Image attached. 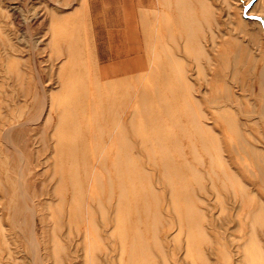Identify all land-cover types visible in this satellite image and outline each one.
Returning <instances> with one entry per match:
<instances>
[{"label":"rangeland","instance_id":"rangeland-1","mask_svg":"<svg viewBox=\"0 0 264 264\" xmlns=\"http://www.w3.org/2000/svg\"><path fill=\"white\" fill-rule=\"evenodd\" d=\"M199 1L209 7L207 22ZM180 13L200 23L196 42L203 54L183 45ZM263 35L264 0H0V264H116L120 256L122 264L133 256L140 264H243L242 251L250 264H264V223L246 218L239 189L245 187L251 199L245 210L264 214V173L260 181L242 154L221 153L239 181L224 182L225 188L216 180L221 158L213 146L207 152L195 146L202 163L184 156L195 169L210 172L196 184L182 174L194 194L190 209L203 214V236L189 232L196 250L188 255L178 218L187 204L181 198L171 202L160 183L161 167L149 166L162 158L181 162L180 154L196 145L186 118L191 99L199 105L194 113L201 109L206 117L197 119L210 125L222 147L236 144L218 119L225 112L264 155L258 91L247 70L248 59L258 61L264 51ZM141 40L146 72L98 80L95 63L103 70L116 66L118 52L122 61L130 58L126 51ZM237 43L240 57L247 50L244 64L231 57ZM214 53L229 59L226 70L214 62ZM155 89L166 101L157 102V93L144 101L142 90ZM118 121L132 122L137 139L128 141L147 148L141 156L132 153L138 166L131 174L114 173L123 164L114 157L117 143H110ZM163 142L167 150L159 147ZM178 179L171 173L172 182ZM30 231L33 249L26 243ZM237 242L245 245L239 253Z\"/></svg>","mask_w":264,"mask_h":264},{"label":"bare ground","instance_id":"bare-ground-1","mask_svg":"<svg viewBox=\"0 0 264 264\" xmlns=\"http://www.w3.org/2000/svg\"><path fill=\"white\" fill-rule=\"evenodd\" d=\"M175 2V0H174ZM189 2V1H188ZM197 3V2H196ZM200 3V7H201V13L203 15V18H204V22H207V18L209 17L210 15V10H209V7L207 9V4L201 1H199ZM197 3V6H199ZM189 4V3H188ZM174 5H177V4H174ZM82 6V5H81ZM190 6V5H189ZM188 6V7H189ZM186 8V6L184 7ZM199 8V7H198ZM200 10V9H199ZM188 11V10H187ZM190 11V10H189ZM188 11V12H189ZM177 13V12H176ZM199 13V12H197ZM179 15L178 17V21L180 22V25L182 26L181 29L182 31L185 33L183 35H185V44L183 42V45L186 47V44H187V47L188 48H191V52L192 54H195V55H198V54H203V49L202 47H200L198 45V43L196 42V37H197V34H198V30H199V22H197L194 17L188 15V18L184 17L182 15V13L180 14H177ZM185 15H187L185 13ZM248 16V15H247ZM250 17V15H249ZM257 19V18H256ZM228 20V19H227ZM258 20V19H257ZM229 22V21H228ZM178 25V26H180ZM206 29V28H205ZM209 31V30H208ZM207 31V32H208ZM210 32V31H209ZM208 32V33H209ZM263 33V32H262ZM141 39H144L141 37ZM263 39H264V35H263ZM183 40V41H184ZM142 41V45H143V40ZM238 44H236L235 46V49H236V54H233V56L231 55L232 59H233V62H238V59L241 58L243 60V64L245 62H247V58H248V54H247V50L245 49L242 53H241V57L238 55V52L239 51V48H238ZM213 45V44H212ZM175 50V49H174ZM185 50V49H184ZM68 54H72L71 52V49L68 48ZM147 52V51H146ZM185 52V51H184ZM145 53V52H144ZM186 53V52H185ZM187 55V53H186ZM217 53L215 54L214 53V58H212L214 60V62H221L222 63V67L224 68V70L227 69V64L229 63V59L227 57H225L223 54H218L217 56ZM261 57H259L260 59L255 60L256 58H253V57H250L248 60V72L251 74V77H254V83L257 87V91H258V97H257V102H258V106L256 108L257 112H256V117L257 119H259L260 123H261V126H262V138H263V141H264V51L263 53H260ZM207 56V55H206ZM197 57V56H196ZM195 57V59H196ZM208 57V56H207ZM175 59V58H174ZM174 59H172V57L170 58L169 62H168V68L169 69H172L173 73L171 74H174L175 72L174 71H177L176 68H174V64H175V61ZM232 59L230 58V61L232 62ZM177 60V59H176ZM209 60V58H208ZM206 61V60H205ZM232 62V63H233ZM234 65V64H233ZM150 65L147 64V67H149ZM231 68V67H230ZM233 70V68H232ZM171 72V71H169ZM231 72V71H230ZM141 75V74H140ZM228 76V75H227ZM223 77H226L224 74H223ZM98 78V76H97ZM99 80V78H98ZM178 80V79H177ZM100 81V80H99ZM165 83H167V81H164ZM104 89V88H101L99 89L98 91L101 92V90ZM191 90V89H190ZM189 90V91H190ZM110 91V90H108ZM223 91V90H222ZM157 93L159 98L156 99L157 102H164L166 101L165 97L163 94H161L159 91H157L156 89L153 90L152 92H144L142 90V97H144V101H147V100H151L152 96ZM225 94V93H224ZM189 95V94H188ZM157 96V95H156ZM190 96V95H189ZM188 97V96H187ZM225 97V96H224ZM194 99V97H193ZM195 100V99H194ZM197 100V99H196ZM195 100V102L193 103L192 102V99L189 100L188 102V108L186 110V118L188 119V125H189V129H190V132H192V134H194L196 136V145H193L191 144L189 147V152L188 153H185V154H180V156H190L191 157V161H196V162H201V158H198L196 157L197 153V148L195 146L198 147V149L200 148V150L204 151V152H207L209 150V147H214L215 151L218 150V151H214L215 153H217L218 157L220 156L221 158V153L222 152H225L227 153L228 155L230 153H236L238 155H240L241 157H244L245 160L248 162V164L254 166V168H256V170L259 172V174L261 175L260 178H258L260 181H261V178H262V174L264 173V155H263V150L262 149H259L258 146L256 147L255 145H252L250 142H248L244 137H243V133L241 131H243L240 127L239 124H237L236 122H234V120H231V118H229V116L227 117L224 113L218 115V119L220 121V123H223V124H226L227 126V129L229 128L232 132V134L234 135L235 137V140H236V144L235 146H233L232 148V145H229V144H226L224 145L223 147L221 146V144L217 141V137H215V135H213V131L211 132V128H210V125L208 126L207 124L201 122L200 120L202 119H206V117L204 116V113L201 112V109L199 110L200 112H198L199 114H195L194 113V106H196L198 108L199 105H194L195 103H197V101ZM205 100V99H204ZM227 100L230 101V99H228L227 97ZM34 101V100H33ZM227 101V102H228ZM237 101V100H236ZM210 102V100H209ZM208 102V103H209ZM212 104H215L216 100L212 99L211 100ZM210 102V103H211ZM207 103V102H206ZM228 104V103H227ZM227 104L224 105L225 109L228 108ZM210 104H208L209 106ZM211 106V105H210ZM236 106V105H235ZM239 106V105H238ZM187 107V106H186ZM232 107V106H231ZM215 108V107H214ZM222 108V107H221ZM238 110L239 107H237ZM255 108V107H254ZM217 109V108H216ZM219 109V108H218ZM224 109V108H222ZM224 109V111H225ZM221 110V109H220ZM230 111V108L228 109ZM254 110V109H252ZM252 110L250 112H252ZM227 111V110H226ZM165 112V110H164ZM219 112V111H218ZM223 112V111H222ZM228 112V111H227ZM249 112V113H250ZM229 113V112H228ZM242 113V112H241ZM166 114V112H165ZM200 114H203V118L202 115V119L200 117ZM246 114V113H245ZM196 115H199L198 117H200V120L197 119ZM246 117H249L250 115H245ZM162 117V116H161ZM158 118V117H157ZM251 118V117H249ZM254 118V117H253ZM252 118V120H253ZM214 120V119H213ZM219 121H216L215 123L217 124V122ZM239 121V120H238ZM255 121H253L254 123ZM114 124V127H116V131L118 132V136L116 137H111L110 138V143H117V147H118V152L115 153V158L119 159V160H122L123 164L121 166V168H118L117 170L115 169L114 173L117 174L118 172L119 173H122V172H129L131 174L132 170H136L137 166H138V162L134 159V157L132 156V153L135 152L136 155L138 156H141L140 153H143V152H146L147 148L145 147V145L143 144H140L139 145H136L135 143H132L131 141H128L129 140V137L130 136L131 138H134V139H137V134L135 132V127L133 125L132 122H121V121H118L117 123H112ZM19 125V124H18ZM22 125V124H21ZM254 126V125H253ZM158 133H161V129L158 128ZM215 133V132H214ZM246 133V132H245ZM247 135V133H246ZM158 138L157 139H154L156 142L160 141L161 140V134H157ZM221 139V138H220ZM189 141V140H188ZM219 144V147L218 145L215 146V143ZM255 142V141H254ZM164 145L165 142H163V144L161 143L159 145L160 148H164V150H167ZM184 148V147H183ZM188 149V148H187ZM183 150V149H182ZM180 151V150H179ZM181 153V152H180ZM99 156V155H98ZM162 156V155H161ZM182 157V158H183ZM135 158H138L141 160V157H135ZM181 159V158H180ZM153 160V159H152ZM146 161V160H145ZM191 161L189 162L187 160L186 157H184V160L181 161V162H177V161H174L170 158H162L161 160H153V162L149 165L150 168H155L157 167V164L159 167H161V174H160V179H161V184L164 185L163 188H165L166 190H168V194H169V198H170V201H175L177 198H181L183 199V201H185V203L187 204V207H185V209L183 210V215L182 216H178L179 218V227H181L180 229L181 230H184L185 234H186V239H185V252H186V255L190 254L191 251H193L194 249L196 250V244H195V240L191 237V235L189 234V232H191V230H197L199 233H201V237L203 236L202 235V226L199 224L200 222V219H201V216H203L202 212L198 209H190V205H194L196 204L195 203V199H193L194 197V194L192 193V191L189 189V186L187 184V181L186 179H184V176H182V174L184 173H188L191 175V178L193 179V182H195V184L197 182H199V179H202L203 178V173L205 172H201L199 171L198 169H195L191 163ZM218 161V174H217V178L216 180L219 181V185L220 187H223L225 188L223 185H224V182H227V185L229 182H232V183H235V182H239L237 180V175L233 174V172L231 173L229 167H228V164L227 162H225L222 158L221 159H217ZM141 165H143L141 163ZM140 166V165H139ZM144 166V165H143ZM148 166V165H147ZM208 168H210L209 170L212 171V159L209 157V160H208ZM152 170V169H151ZM118 173V174H119ZM171 173L175 174V176H178L180 179L172 182V180H170L171 178ZM209 173L210 172H206L205 175L207 174V176H209ZM141 178V177H140ZM177 178V177H176ZM208 178V177H207ZM257 178V177H256ZM209 179V178H208ZM210 180V179H209ZM109 181V179H108ZM211 181V180H210ZM110 182V181H109ZM119 183V182H118ZM109 184V183H107ZM209 184H211L209 182ZM119 189H118V192L119 190L121 191V184L119 183ZM241 186V185H239ZM183 188L184 191L183 193H180L177 191L176 188ZM245 187H239L240 189V192L242 193V195H244V202L242 203V209L244 210V212H246L245 216L247 219H250L252 220L253 222H258L259 224L261 223H264V214H262L261 210H256L255 211H251V210H245L243 204L251 201L250 197L247 196V191H245L244 189ZM202 189V188H201ZM209 189V188H208ZM231 193V192H230ZM119 194V193H118ZM117 194V195H118ZM151 195V194H150ZM119 196V195H118ZM251 196V195H250ZM109 197L111 198V192H110V195ZM120 197V196H119ZM118 198V197H117ZM96 202V201H95ZM239 202V201H238ZM201 203V201H200ZM206 207V206H205ZM112 215V214H111ZM183 218V222L181 221V219ZM243 219V217H242ZM23 220V219H22ZM44 220V219H43ZM113 219H109V221ZM30 221V220H29ZM138 222V221H137ZM252 222V224H253ZM90 224V223H89ZM93 225V224H92ZM177 225V223H176ZM30 227V226H29ZM171 227V226H170ZM87 230V229H86ZM248 233V232H247ZM205 235V234H204ZM248 235V234H247ZM35 236V232H29V240H27V245L30 247V248H35L37 245V242H35L36 238L34 237ZM110 245V244H109ZM223 245V244H222ZM87 246V245H86ZM131 246V245H130ZM225 246V245H223ZM221 246V247H223ZM133 247V245H132ZM132 247L130 248V256L128 254V256L131 257L134 255L133 254V250H132ZM236 250L238 251L239 253V250H243L245 245L244 243L243 244H240L239 242H237L236 244ZM87 249V248H86ZM134 249V248H133ZM258 249V248H257ZM177 250V249H176ZM93 250H90V252H92ZM108 251V250H107ZM107 251L104 252V254H107ZM135 251V250H134ZM258 252H260L259 250H257ZM244 251H242V254H241V262L243 264H250L251 262V257H249V255H246L243 253ZM136 253V252H135ZM222 253V254H221ZM103 254V256H104ZM121 254V253H120ZM127 254V253H126ZM220 254L223 256V258H225V256L227 255L225 250L224 249H221L220 251ZM7 255V254H6ZM118 255V254H117ZM162 255V254H161ZM221 256V257H222ZM128 257V260L130 261ZM134 257L133 256L132 258V261L130 262V264H140L138 263V261H135L134 260ZM257 257V256H256ZM122 256H120V259L119 260H115V261H118L116 264H122ZM164 258V257H163ZM224 261V260H223ZM98 262V261H97ZM225 262V261H224ZM103 264H115L114 262L111 261V259H108V261H105V263Z\"/></svg>","mask_w":264,"mask_h":264},{"label":"crops","instance_id":"crops-1","mask_svg":"<svg viewBox=\"0 0 264 264\" xmlns=\"http://www.w3.org/2000/svg\"><path fill=\"white\" fill-rule=\"evenodd\" d=\"M129 16H131L129 14ZM132 17H129L131 19ZM125 23H130V21H125ZM129 29V28H128ZM131 37L134 36L137 39V36L135 33L131 34ZM137 46V47H136ZM119 57L116 60L118 63L116 66L113 67H107L100 69L96 65V74L99 78L100 81L104 79H109L113 78L116 76H123V75H128L130 77H135L140 74H143L144 71L148 69L147 64H148V56L147 54L144 53L143 46L142 44L140 45L139 43L134 46H130L129 50L126 51V54H131L130 58L124 59L123 61L121 60L122 58L120 57V52H118Z\"/></svg>","mask_w":264,"mask_h":264}]
</instances>
